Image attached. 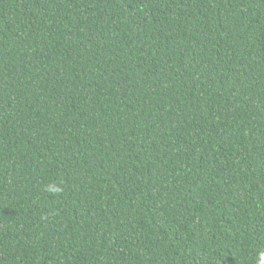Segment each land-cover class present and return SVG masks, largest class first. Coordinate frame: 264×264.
<instances>
[{"label":"trees","instance_id":"obj_1","mask_svg":"<svg viewBox=\"0 0 264 264\" xmlns=\"http://www.w3.org/2000/svg\"><path fill=\"white\" fill-rule=\"evenodd\" d=\"M261 252L264 0H0V264Z\"/></svg>","mask_w":264,"mask_h":264},{"label":"clouds","instance_id":"obj_2","mask_svg":"<svg viewBox=\"0 0 264 264\" xmlns=\"http://www.w3.org/2000/svg\"><path fill=\"white\" fill-rule=\"evenodd\" d=\"M45 191H48L51 193H58L61 191V189L59 186H57L55 184H51V185L46 186ZM258 264H264V252H261L259 254Z\"/></svg>","mask_w":264,"mask_h":264}]
</instances>
